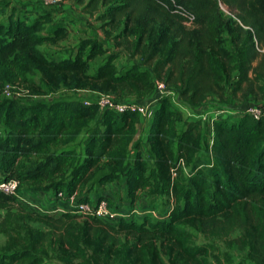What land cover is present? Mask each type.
<instances>
[{"label":"trees","instance_id":"trees-1","mask_svg":"<svg viewBox=\"0 0 264 264\" xmlns=\"http://www.w3.org/2000/svg\"><path fill=\"white\" fill-rule=\"evenodd\" d=\"M69 1L89 15L97 12L106 34L115 31V40H128L130 56L139 54L141 62L118 67L117 52H108L94 37L81 39L65 58H49L39 46L65 39L66 27L45 30L52 23L49 11L30 19L11 9L0 21L1 91L5 84H20L33 95L64 88L138 100L151 91L155 77L177 86L182 100L193 105L228 88L233 95H264V0H174L195 15L193 27L182 23L170 0ZM219 1L233 15H224ZM99 56L102 62L88 72L89 62ZM33 71L46 91L28 79ZM84 101L24 104L0 98L5 127L0 172L17 180L19 189L27 185L36 193L56 197L61 192L80 201L124 178L125 201L134 205L141 192L163 197L167 215H131L113 224L69 211L27 210L0 191V232L6 236L0 264H52L50 252L63 264H253L220 255L209 243H193L183 226L218 238L240 227L243 244L263 257L256 264H264V115L216 118L209 144L199 121H184L178 128L180 111L161 98L147 133L149 164L140 141L133 142L138 112L119 113ZM81 133L80 154L73 144ZM132 145L136 151L130 160ZM204 152L210 162L202 161ZM179 159L191 164L190 175L176 165Z\"/></svg>","mask_w":264,"mask_h":264},{"label":"rangeland","instance_id":"rangeland-1","mask_svg":"<svg viewBox=\"0 0 264 264\" xmlns=\"http://www.w3.org/2000/svg\"><path fill=\"white\" fill-rule=\"evenodd\" d=\"M28 0H0V21L4 20L7 10L9 8H12L14 10L19 9L27 5ZM31 3H35V7L39 8L41 11H49L50 14L53 15V24L51 25V28H49L48 31H51L53 29L52 27L55 26H65L66 30L68 31V35H66V38L60 41L59 43L52 44V43H43L39 46L40 50L43 51V53L52 59H60L67 57L76 47V45L79 43V41L86 37H94V38H100L102 39V42L104 47L107 49L108 52L115 51L117 52L118 56V64H121L122 66L127 65L131 61H138L141 62V58L139 54L135 55V58H131L130 52L128 50V40L126 39H118L115 40L114 38L115 33L117 32H111L109 34H106L105 28L101 27V22L96 18L97 12L94 15H89L88 13L84 12L81 8V6L77 3L71 2L69 0H64L62 3H60L58 6L55 7H48L46 5H43L38 0H30ZM53 12V13H52ZM225 15V14H224ZM99 34V35H98ZM221 35L224 39H226V36L223 32H221ZM228 45V42H227ZM120 60V61H119ZM102 62V56L97 57L95 60L90 61L88 64L87 71L93 72L96 67L99 65V63ZM142 68H150V65H144L141 64ZM28 79L35 83V85H38L39 87H42L44 91H46V88L41 83L40 75L37 71H33L28 74ZM31 92V91H30ZM10 95H6L3 90L1 91L0 87V98H12L17 99L21 103H30L33 100H51V99H85L88 97V94L81 91L72 92L69 90H66L64 88H60L56 91L45 93V94H30L23 85H16L12 86L10 88ZM32 93V92H31ZM133 98V97H129ZM259 99L255 98L254 95L249 94L246 96H243L241 93H237L236 95H233L231 92V88H228L225 93L220 96H214L209 95L207 96L204 101L202 102L204 105H211V106H217L218 108H239L246 104H255L257 103ZM201 103V104H202ZM143 122L145 123L146 120L144 119ZM182 125V124H181ZM178 124V128L181 126ZM182 127V126H181ZM5 133V127L2 122H0V134ZM85 136V133H81L78 137L77 142L73 144L74 149H76L80 154L83 151V138ZM140 141L142 140L141 134L137 137ZM144 144V143H143ZM135 150L132 145V147L129 150V159L131 160L134 156ZM142 155L144 159L149 163L152 164V157L149 154L148 149L146 148L145 144L142 146ZM202 161L204 162H210L209 156L205 153L202 155ZM123 182H118L114 187L111 186L110 193H112V203L120 206L125 205L128 202L124 199V193L125 189L122 187ZM20 193H24L25 195H34V191L31 190V188L27 185H24L20 189ZM143 193V192H142ZM106 195H109L106 193ZM111 199V197H110ZM166 198L161 197V199L156 198H149L144 193L141 196V199L139 202L134 204L135 208L141 211H145L147 209H153L154 214L153 217L158 219L162 218V215L164 214L165 208L168 206L165 201ZM42 203L46 205L48 202L47 199L40 198ZM132 206V205H130ZM49 207V206H47ZM4 211H1L2 215ZM139 217L141 214H136ZM136 217V216H135ZM33 226H39L42 227V225L37 223H31ZM184 229H186L190 235L191 240L195 244H202V243H209L213 246L214 251L219 253L220 255L228 254L231 259L234 261H243L244 263H260L257 260H260L263 257H258L260 255L251 253L249 251V248L243 244L242 239L240 238L241 234V228L237 227L235 228L229 236L225 238H218V237H210L206 235H202L195 229L189 227V226H183ZM6 240V236L0 232V249L4 246ZM252 257H256L255 259H252ZM47 261H49L52 264H63L60 262L53 253L50 252Z\"/></svg>","mask_w":264,"mask_h":264},{"label":"built area","instance_id":"built-area-1","mask_svg":"<svg viewBox=\"0 0 264 264\" xmlns=\"http://www.w3.org/2000/svg\"><path fill=\"white\" fill-rule=\"evenodd\" d=\"M43 5L48 7H55L62 3L64 0H38ZM171 4L174 5L173 10L178 13L182 19V23L186 27H193L195 21V15L185 9L180 5H175L174 0H170ZM220 11L225 15H233L230 12L227 5L223 2H218ZM13 85L5 84L3 87V92L6 95H10V88ZM88 94V97L85 98L84 103L88 104L90 101H95L100 109H111L116 112H124L126 110L136 111L139 113L141 120H150L152 117L153 109L161 98H168L172 106L178 109L181 113V122L184 121H199L203 129L205 140L207 143L212 142L213 135V122L216 118L219 117H229L231 119L239 116L243 113H248L255 118H258L261 115H264V95L257 101L255 104H246L239 108H218L217 106L211 105H193L188 104L182 100L180 97L179 88L175 85L168 84L164 80L153 77V88L151 91L142 99L126 98V99H116L113 95L99 93L95 91H86L81 90ZM205 154V152H204ZM202 155V153H201ZM176 165L181 169L182 173L187 176L193 172L191 164H186L184 160L179 159ZM201 166V164L199 165ZM176 171L171 170V175L175 176ZM0 191L13 195L17 198L18 202L22 207L27 210H37L39 212H50V213H61L64 211H69L71 213H76L79 215H91L95 216L102 221L108 223H116L119 217H129L131 215L138 216L136 214H149L153 216L154 210L147 209L141 211L136 209L134 205L128 202L125 205L112 206L105 199L109 195L104 194L102 198H98L95 202L94 200L80 201L76 200L74 196L65 198L64 195L60 192L57 196L48 195L46 193H36L34 195H25L20 193L18 188V181L14 179H7L5 175L0 172ZM47 199L46 205L42 203L40 198ZM64 200L68 201V205L64 204ZM49 206V207H47ZM167 211L162 215V218L167 215ZM140 215V216H141ZM155 215V214H154ZM139 216V217H140Z\"/></svg>","mask_w":264,"mask_h":264},{"label":"crops","instance_id":"crops-1","mask_svg":"<svg viewBox=\"0 0 264 264\" xmlns=\"http://www.w3.org/2000/svg\"><path fill=\"white\" fill-rule=\"evenodd\" d=\"M27 5L26 6H24V7H22V8H20L21 10H19V9H16L15 11L16 12H18V11H20L21 13H25V14H27V15H29V17H30V19L31 18H33V17H35V16H37V15H39L40 13H42V11L39 9V8H36L34 5H35V3H31L30 2V0H28L27 2ZM11 9L12 8H9L8 10H7V14L9 13V12H11ZM53 13V12H52ZM52 15V14H51ZM52 20H53V15H52ZM53 24V21H52V23H50V24H48L46 27H45V30H49V28H51V25ZM44 30V31H45ZM67 35H68V31H67ZM99 35V34H98ZM226 36V35H225ZM226 38H227V36H226ZM98 40L99 41H101V42H103L102 41V39H100V38H98ZM62 41V40H61ZM60 42V41H59ZM58 42V43H59ZM104 43V42H103ZM74 51V50H73ZM136 56H134V57H131V58H135ZM118 57L116 58V61H115V63H116V65L118 66V67H122V65L121 64H118L117 63V61H118ZM120 61V60H119ZM133 62H137V61H131V62H129L127 65H129V64H131V63H133ZM148 68V67H147ZM215 96V95H214ZM151 120V119H150ZM150 120H148V121H146L145 123L143 122V120H139L137 123H136V126H135V128H136V132H135V135H134V138H133V142H135V141H140L137 137H138V135L139 134H141V136L143 137L142 138V140L140 141V143H141V145L143 146L144 144H145V146H146V148H147V133H148V129H149V124H150ZM178 124H182V122L181 121H179L178 123H177V125ZM183 125V124H182ZM181 125V126H182ZM180 126V127H181ZM144 143V144H143ZM133 144V143H132ZM134 150H135V148H134ZM136 151V150H135ZM118 182H123L122 183V187L125 189V193H124V198H126V186H125V181H124V178H122L120 181H118ZM118 182H111V183H107L106 185H105V187L103 188V189H101V190H98L97 192H91V193H89L88 194V197H89V199L90 200H95L96 199V197H97V195L98 194H109V196L111 197V200H112V193H110V188H111V186H115L116 184H118ZM46 194H48V195H50V193H46ZM142 192L140 193V198L137 200V201H135V204L137 203V202H139L140 201V199H141V196H142ZM150 199L152 198V197H150V196H148ZM156 199H161V198H156ZM64 204H69L68 203V201H65L64 200ZM117 206V205H116ZM169 208V205L165 208V211H164V213L167 211V209Z\"/></svg>","mask_w":264,"mask_h":264}]
</instances>
